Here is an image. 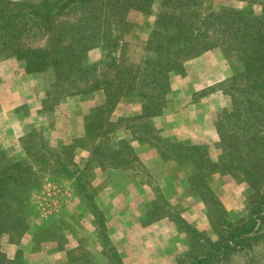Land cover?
I'll return each instance as SVG.
<instances>
[{
    "label": "rangeland",
    "instance_id": "rangeland-1",
    "mask_svg": "<svg viewBox=\"0 0 264 264\" xmlns=\"http://www.w3.org/2000/svg\"><path fill=\"white\" fill-rule=\"evenodd\" d=\"M206 1L215 12L227 8L255 15L264 9V0ZM160 10L157 2L152 15L133 11L128 16L133 27L124 38L122 64H139L146 56ZM106 54V48L91 49L86 64ZM26 63L0 58V168L14 167L19 160L15 167L23 166L21 175L27 178L24 187L10 184L14 195L0 203V224L8 225L0 233L4 264H111L93 208L79 194L74 179L60 173L52 162L40 163L36 155L30 156L37 148L60 153L68 166L79 168L76 176L83 175L87 192L105 218L109 242L125 264H177L190 243L174 218L216 239L209 208L192 182L191 164L165 158L154 145L139 143L125 120L100 142L108 151L125 142L135 149L139 164L122 169L101 166L92 155L94 142L86 136V124L96 107L104 104L103 92L66 96L61 70L30 74ZM185 65L186 76L171 78L174 92L166 97L164 114L154 118L155 128L176 144L196 146L201 155L218 163L227 153V141L219 132L220 114L237 106L228 86L235 78L243 82L236 77L242 63L215 48L188 59ZM140 108L138 103L123 101L113 119L136 116ZM223 132L227 140L229 135ZM25 144L34 146L27 149L32 153H27ZM205 181L233 221L246 216L253 190L243 175L219 171ZM255 254L264 264V247ZM227 264H247V257L236 252Z\"/></svg>",
    "mask_w": 264,
    "mask_h": 264
},
{
    "label": "trees",
    "instance_id": "trees-1",
    "mask_svg": "<svg viewBox=\"0 0 264 264\" xmlns=\"http://www.w3.org/2000/svg\"><path fill=\"white\" fill-rule=\"evenodd\" d=\"M157 2L162 10L155 16L146 56L139 64H122L124 38L133 27L128 16L133 11L152 15ZM206 3V0H0V58L25 60L30 74L61 70L66 96L103 92L104 104L96 107L86 124V136L94 142L92 155L101 166L122 169L130 163L139 164L135 149L125 142L114 151H108L100 142L127 120V128L139 143H150L163 157L194 167L192 182L201 190L209 208L216 239L182 218H174L190 243L188 253L177 264H227L236 252L245 253L247 264H262L255 250L264 247V9L255 15L227 8L215 12ZM97 47L106 48L107 54L96 63L86 64L88 52ZM215 48H222L242 63V72L236 77L243 79L238 83L235 78L228 86L237 106L220 114L219 132L223 141H227V153L218 163L201 155L196 146L176 144L157 130L153 122L164 114L166 97L174 92L171 78L186 76L188 59ZM126 100L140 105L139 114L114 121L113 114ZM224 130L229 135L227 140ZM30 146L25 144V150L35 149ZM34 155L37 162H52L60 173L74 179L79 194L93 208L109 262L125 264L109 242L105 218L95 198L87 192L83 175L76 176L79 168L68 166L62 154L47 153L45 148L35 149L30 156ZM17 162L15 166L20 163ZM26 162L29 161H22L23 165L31 170L32 166ZM15 166L0 168V203L14 195L9 192L10 184L24 187L27 182L21 175L24 167ZM219 171L243 175L253 190L247 214L238 221L230 218L205 181L208 175ZM6 227L1 223L0 233ZM4 263L5 256L0 252V264Z\"/></svg>",
    "mask_w": 264,
    "mask_h": 264
}]
</instances>
